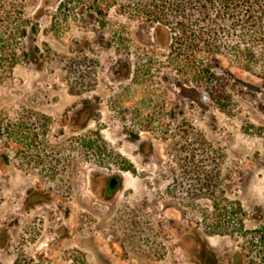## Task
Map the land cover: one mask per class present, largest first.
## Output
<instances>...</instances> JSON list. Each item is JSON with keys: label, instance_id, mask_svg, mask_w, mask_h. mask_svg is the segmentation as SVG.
Returning a JSON list of instances; mask_svg holds the SVG:
<instances>
[{"label": "rangeland", "instance_id": "obj_1", "mask_svg": "<svg viewBox=\"0 0 264 264\" xmlns=\"http://www.w3.org/2000/svg\"><path fill=\"white\" fill-rule=\"evenodd\" d=\"M57 5L25 0L0 75V264H264L225 220L264 208V85L223 56L185 83L165 31Z\"/></svg>", "mask_w": 264, "mask_h": 264}, {"label": "trees", "instance_id": "obj_2", "mask_svg": "<svg viewBox=\"0 0 264 264\" xmlns=\"http://www.w3.org/2000/svg\"><path fill=\"white\" fill-rule=\"evenodd\" d=\"M25 0H0V75L17 64L20 41L37 29L24 13ZM57 10L88 13L103 27L110 10L134 19L168 37L169 65L198 88H206L215 76L211 62L223 56L230 65L264 85V0H58ZM27 57L26 52H21ZM203 99L212 94H202ZM213 99V98H212ZM263 138L264 125L259 128ZM226 223L243 233L246 243L259 246L264 262V208L251 214L254 227L244 226L240 204L230 203Z\"/></svg>", "mask_w": 264, "mask_h": 264}, {"label": "flooded vegetation", "instance_id": "obj_3", "mask_svg": "<svg viewBox=\"0 0 264 264\" xmlns=\"http://www.w3.org/2000/svg\"><path fill=\"white\" fill-rule=\"evenodd\" d=\"M102 182V181H101ZM117 185V180L115 178H111L108 182V189H113ZM203 248V249H202ZM196 257L195 262L197 264H203V262L208 257H213L212 253L205 247L198 248L196 251Z\"/></svg>", "mask_w": 264, "mask_h": 264}]
</instances>
